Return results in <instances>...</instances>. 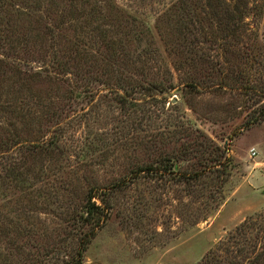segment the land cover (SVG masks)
Here are the masks:
<instances>
[{
	"label": "trees",
	"instance_id": "16d2710c",
	"mask_svg": "<svg viewBox=\"0 0 264 264\" xmlns=\"http://www.w3.org/2000/svg\"><path fill=\"white\" fill-rule=\"evenodd\" d=\"M45 4L44 13L38 14L39 3L32 15L25 1L0 0V264H85L112 216L113 193L148 175L175 180L189 195L197 192V224L207 221L224 204L236 164L200 128L183 126L187 134L179 137L136 136L133 146L146 158L131 160L124 176L108 184L67 171L72 152L79 160L89 153L81 139L66 134H92L79 127L90 125L87 107L102 90L113 95L121 114L133 116L136 134L145 131L146 120H160L167 103L174 105L176 90L250 94L255 108L238 129L264 121V46L247 21L250 1L169 0L155 27L173 69L147 22L114 0ZM243 46L256 53L251 61ZM236 47L240 58L222 61L220 53L233 54ZM200 264H264V234L246 221Z\"/></svg>",
	"mask_w": 264,
	"mask_h": 264
},
{
	"label": "rangeland",
	"instance_id": "374dc122",
	"mask_svg": "<svg viewBox=\"0 0 264 264\" xmlns=\"http://www.w3.org/2000/svg\"><path fill=\"white\" fill-rule=\"evenodd\" d=\"M19 1H25L29 6L28 12L33 15L39 3H43V9L38 14L44 13L48 0ZM168 1L114 0L118 7L147 22L171 66L155 27ZM249 1L254 10L247 21L252 30L258 32L263 48L264 0ZM237 49L240 48H233V54L217 51L215 55L222 54V61L226 57L235 60L240 58L234 55ZM240 50L248 52L244 56L247 61H251V55H256L244 46ZM260 51L264 56V48ZM173 73L177 81L178 74ZM171 95L170 101L174 105L167 103L164 109V103L160 102L159 106L165 112L162 118L146 120L142 125L145 131L136 134L132 129L133 116L121 114L112 100L113 95L108 90H102L94 105L87 107L86 118H91L90 125L84 122L79 127L80 132L92 134H66L69 139L72 135L81 139L80 146L89 153L79 160L78 154L72 152L71 168L67 171H78L80 176L93 174L102 184H108L124 176L131 160L146 158L133 146L136 136L148 137L153 134L166 138L169 134H178L179 137L187 134L183 126L190 125L200 128L235 158V169L225 187L224 204L213 210L207 221L197 224L202 199H199L197 192L189 195L190 191L185 185L169 178L156 179L151 175L136 183L123 185L112 195V216L97 232L86 253L85 264H200L246 221L251 225L256 224L260 237L264 234V121L248 129H238L255 108L250 107L253 103L250 94L242 96L228 92L194 95L176 90ZM151 103L154 104V101L151 100ZM149 106L152 107L151 104ZM208 116L217 118L218 122L209 121ZM68 144L74 146L71 140ZM172 145L179 146L177 142ZM253 148L258 154L255 159L251 158ZM94 151L96 155H90ZM105 153L110 155L106 161L100 156ZM88 163L92 167L85 166ZM44 171L51 174L45 168ZM31 186L27 183L28 188ZM252 232L255 234L257 230Z\"/></svg>",
	"mask_w": 264,
	"mask_h": 264
},
{
	"label": "built area",
	"instance_id": "2783aa9c",
	"mask_svg": "<svg viewBox=\"0 0 264 264\" xmlns=\"http://www.w3.org/2000/svg\"><path fill=\"white\" fill-rule=\"evenodd\" d=\"M257 152H256V150L253 148L252 150H251V158H253V159H255V158H257Z\"/></svg>",
	"mask_w": 264,
	"mask_h": 264
}]
</instances>
